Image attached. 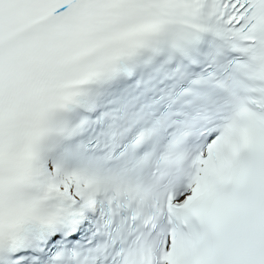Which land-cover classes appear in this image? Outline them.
<instances>
[{"label": "snow or ice", "instance_id": "snow-or-ice-1", "mask_svg": "<svg viewBox=\"0 0 264 264\" xmlns=\"http://www.w3.org/2000/svg\"><path fill=\"white\" fill-rule=\"evenodd\" d=\"M0 264H264V0H0Z\"/></svg>", "mask_w": 264, "mask_h": 264}]
</instances>
